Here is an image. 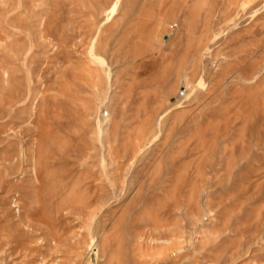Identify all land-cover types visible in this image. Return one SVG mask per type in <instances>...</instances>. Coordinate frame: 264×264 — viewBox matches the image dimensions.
<instances>
[{
  "label": "rangeland",
  "instance_id": "374dc122",
  "mask_svg": "<svg viewBox=\"0 0 264 264\" xmlns=\"http://www.w3.org/2000/svg\"><path fill=\"white\" fill-rule=\"evenodd\" d=\"M0 264H264V0H0Z\"/></svg>",
  "mask_w": 264,
  "mask_h": 264
},
{
  "label": "bare ground",
  "instance_id": "6f19581e",
  "mask_svg": "<svg viewBox=\"0 0 264 264\" xmlns=\"http://www.w3.org/2000/svg\"><path fill=\"white\" fill-rule=\"evenodd\" d=\"M33 244V243H32Z\"/></svg>",
  "mask_w": 264,
  "mask_h": 264
}]
</instances>
